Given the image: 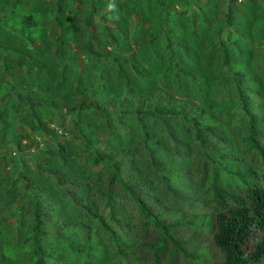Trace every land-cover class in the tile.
Segmentation results:
<instances>
[{"label": "rangeland", "instance_id": "obj_1", "mask_svg": "<svg viewBox=\"0 0 264 264\" xmlns=\"http://www.w3.org/2000/svg\"><path fill=\"white\" fill-rule=\"evenodd\" d=\"M90 13V24L98 34L95 44L135 62L142 71L137 74L125 65L132 94L110 59H97L89 53L81 28ZM26 17L31 18L28 24ZM168 39L176 42L175 60L194 70L195 77L177 80L171 66L164 78ZM152 46L162 52L159 62L141 56L145 47ZM61 50L71 56L59 54ZM223 51L227 61L222 58ZM237 72L264 131V0H0V194L2 185H16L0 200V264L33 262L35 217L43 250L55 254L46 257L44 264H59L60 260L65 264H221L223 252L213 243L214 202L209 201L212 195L207 185L197 187L202 174L195 155L174 156L159 150L169 171L160 181L153 175L147 179L152 182L153 200L167 205L166 217L182 214L192 220L175 228L188 255L177 250L171 259L174 247L170 242L159 261L141 253L137 246L144 239L134 229L140 217L131 202L125 208L124 229L111 223L97 227L96 220L89 228L88 218L93 216L84 208L92 204L108 221L99 195L108 169L92 162L94 152L125 148L126 157L141 165L142 174L150 173L133 148L144 139L143 123L152 140L164 141L163 120L145 117L141 123L134 114L122 113L124 108L115 103L125 100L133 105L145 96L163 102H191L203 123L220 129L226 137L225 142L212 138L218 151L233 164L251 169L257 182L264 185L259 155L242 141L247 118L234 85ZM76 86L83 94L82 106L80 95L73 92ZM17 93L40 98L37 118L56 131V138L29 128L24 119L31 118L28 103L19 101ZM93 101L99 109L90 105ZM78 104L80 109L72 110ZM177 123L182 125L177 120L172 124ZM58 143L65 147L66 165L55 154ZM37 165L45 170H38ZM220 174L224 189L244 193V183L222 171ZM22 175L45 188L30 189L27 195L20 189ZM170 188H178L182 196L176 198ZM33 196L37 210L31 203ZM114 240L128 249L126 258L117 254ZM69 242L93 244V249L88 256L81 255L68 247Z\"/></svg>", "mask_w": 264, "mask_h": 264}, {"label": "trees", "instance_id": "obj_2", "mask_svg": "<svg viewBox=\"0 0 264 264\" xmlns=\"http://www.w3.org/2000/svg\"><path fill=\"white\" fill-rule=\"evenodd\" d=\"M93 13L88 14L83 20V27L81 33L86 38L89 53L97 59H110L116 66L117 75L123 79L127 92L133 93V86L131 79L126 71L125 65L128 64L132 67L135 73L141 74L139 66L135 62H131L129 59L117 56L108 50L105 46L101 47L98 43L95 44L94 38L98 37V34L92 29L90 24V18ZM204 14L203 12L200 13ZM27 24L31 22L30 17H26ZM29 32V31H28ZM27 36L31 39L30 32ZM108 32V31H107ZM108 36L114 41L113 35L109 32ZM155 39V36H151ZM168 44L166 50L168 51L167 64L162 73L164 78L167 76V70L171 69V66L175 69L174 77L180 80L182 76L195 77V72L192 69H188L183 65H180L175 60L176 50L174 44L176 42L171 39L167 40ZM151 41L150 45L152 44ZM145 47L141 56L148 58L152 56L159 62L163 56L161 51L152 46L150 49ZM55 52H57L55 50ZM54 52V53H55ZM184 52L188 53V49L184 47ZM59 54L71 56L65 50H61ZM61 55H58L60 58ZM74 56V55H73ZM222 58L227 61V54L222 52ZM4 61V58L1 57ZM57 59V58H56ZM235 88L237 91L238 99L240 101V109L243 115L247 118L246 132L243 137V143L254 150L260 158L261 163V176L260 180L264 183V143L261 139L264 138V131L260 127L259 118L256 112L251 106V102L248 99V95L245 92V86L243 85V79L240 73L235 74ZM73 92L79 94V102L82 106L85 104L83 101V94L78 86L73 89ZM16 97L19 101H27L29 106V113L31 115L30 120L25 119L26 124L33 131L39 132L42 135L44 132L51 134L54 138L57 137L55 130L48 127L46 123H43L38 119L36 107L41 105L40 98L34 99L33 96H26L25 98L21 93H17ZM51 97V96H50ZM51 98L52 103L56 104ZM124 110L122 113L134 114L137 120L143 123L145 117H151L154 120H163L162 126L165 129L166 139L156 141L150 138V130L146 129V125L143 123V135L144 139L141 142L135 144L133 152L139 154V158H144L143 165L145 169H150V173L146 176L142 174L140 170V164L136 162L132 157H126L128 152L125 148L116 149L113 151L93 153L92 162L95 165H102L108 169V176L101 182L99 187V195L103 198L104 206L108 211V221L104 216L95 212L92 204L86 205L85 210L92 214L93 218H88V227L93 220L97 221L95 224L97 227L114 226L124 229L125 226V208L127 204L133 203L136 207L140 222L136 224L134 229L139 236L144 239L138 247L142 249L140 252L146 256L154 257L155 261H159L161 256H164L168 252L167 244L170 242L174 249L170 252V258H173L174 252L181 250L188 255V252L182 247L181 241L176 237L175 228L178 226L192 223L190 217L184 218L182 214L174 215L172 219L166 217L167 205L159 200H153L152 195V182L147 180L150 175L158 178L159 181L163 178V174L168 172L169 169L162 158H160L159 150H164L171 155L193 156L195 155L196 161L199 162L200 178L197 183V187L200 188L203 185H207L210 190L212 198L209 201L214 202L215 211V233L213 235V243L222 252L224 259L221 264H264V185L261 182H257V178L251 169L243 164H233L234 161L227 158L224 154H221L217 148V141H226V137L222 134V131L210 124H205L201 120L199 110L191 102L183 101H167L163 102L161 98L150 99L149 96H145L130 105L128 101H121L120 104ZM80 105H75L72 110L78 111ZM90 105H93L95 109H99V105L93 101ZM203 112V110H200ZM117 112V111H116ZM121 113V112H120ZM180 122L174 126V121ZM169 121V124H168ZM179 127H183L182 130H178ZM24 136V134H20ZM215 138V139H212ZM17 145L22 149L20 140L17 141ZM59 150L55 152L57 156L62 160L63 164H67L68 159L65 155V147L63 144L58 143ZM38 170L44 171L42 167L37 165ZM49 171H51L49 169ZM222 174L230 175L240 180L245 184V190L243 194L231 192L224 189L220 183V172ZM175 175V173H174ZM179 175V174H177ZM168 177V173H167ZM19 179L20 189L29 195L30 189L41 190L45 187L32 180L28 175H22ZM26 181V182H24ZM60 184V182L58 183ZM16 187L14 182L6 183L2 185L3 192L0 194V200L4 196L13 191ZM172 191V189L170 188ZM174 196L177 198L180 190L174 189ZM182 196V195H179ZM35 210L38 209V202L33 196L31 198ZM169 207V206H168ZM1 231V230H0ZM95 232V231H94ZM40 233L39 219L35 217L32 225V254L34 260L31 264H44L46 257H54L53 252H46L43 250L42 244L38 235ZM93 234V232H91ZM96 233V232H95ZM115 241V249L119 256L126 258L128 256V249L121 246L117 240ZM70 249L75 252L89 255V251L93 249V244H80L71 242L67 243ZM137 251V250H136ZM0 254L2 252L0 251ZM3 255V254H2ZM139 259V258H138ZM59 264H65L64 261H59ZM88 263V262H86Z\"/></svg>", "mask_w": 264, "mask_h": 264}, {"label": "clouds", "instance_id": "obj_3", "mask_svg": "<svg viewBox=\"0 0 264 264\" xmlns=\"http://www.w3.org/2000/svg\"><path fill=\"white\" fill-rule=\"evenodd\" d=\"M109 7H110V8H112V7H113V5H111V4H110V5H109Z\"/></svg>", "mask_w": 264, "mask_h": 264}]
</instances>
